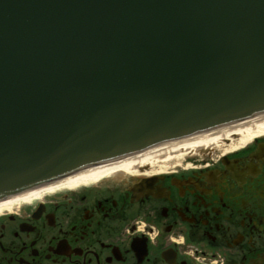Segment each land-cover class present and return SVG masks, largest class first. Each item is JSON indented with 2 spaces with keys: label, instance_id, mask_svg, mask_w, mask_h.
<instances>
[{
  "label": "water",
  "instance_id": "obj_1",
  "mask_svg": "<svg viewBox=\"0 0 264 264\" xmlns=\"http://www.w3.org/2000/svg\"><path fill=\"white\" fill-rule=\"evenodd\" d=\"M264 113V0H0V200Z\"/></svg>",
  "mask_w": 264,
  "mask_h": 264
},
{
  "label": "flooded vegetation",
  "instance_id": "obj_2",
  "mask_svg": "<svg viewBox=\"0 0 264 264\" xmlns=\"http://www.w3.org/2000/svg\"><path fill=\"white\" fill-rule=\"evenodd\" d=\"M0 264H264V136L4 211Z\"/></svg>",
  "mask_w": 264,
  "mask_h": 264
},
{
  "label": "bare ground",
  "instance_id": "obj_3",
  "mask_svg": "<svg viewBox=\"0 0 264 264\" xmlns=\"http://www.w3.org/2000/svg\"><path fill=\"white\" fill-rule=\"evenodd\" d=\"M264 134V115L244 120L243 122L220 126L218 129L208 131L190 137L169 143L167 145L158 146L155 149L144 152L138 155H131L127 158L110 162L108 164L92 168L75 175L69 176L53 185L47 186L40 190H32L23 194L17 195L13 198L7 199L0 203V212L3 207L10 208L17 202L28 203L36 198H39L45 191L54 192L55 190L67 187H76L81 183L95 182L108 175H115L117 171L128 170L137 166H142L145 163H165L172 161L184 155L185 152L196 153L199 150H209L211 146H219L228 142L232 138L234 143H237V137L242 136L244 140L252 139L256 135ZM208 147L207 149H205Z\"/></svg>",
  "mask_w": 264,
  "mask_h": 264
},
{
  "label": "rangeland",
  "instance_id": "obj_4",
  "mask_svg": "<svg viewBox=\"0 0 264 264\" xmlns=\"http://www.w3.org/2000/svg\"><path fill=\"white\" fill-rule=\"evenodd\" d=\"M222 145H224V144H222ZM222 145H219V146H222ZM217 148H222V147H217ZM175 160H176V159H175ZM175 160H174V161H175ZM178 161H179V160L175 161V163H177Z\"/></svg>",
  "mask_w": 264,
  "mask_h": 264
}]
</instances>
